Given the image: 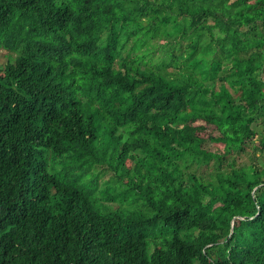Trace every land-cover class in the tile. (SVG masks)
<instances>
[{
  "label": "trees",
  "instance_id": "trees-1",
  "mask_svg": "<svg viewBox=\"0 0 264 264\" xmlns=\"http://www.w3.org/2000/svg\"><path fill=\"white\" fill-rule=\"evenodd\" d=\"M0 53V264H264V0H0Z\"/></svg>",
  "mask_w": 264,
  "mask_h": 264
},
{
  "label": "rangeland",
  "instance_id": "rangeland-1",
  "mask_svg": "<svg viewBox=\"0 0 264 264\" xmlns=\"http://www.w3.org/2000/svg\"><path fill=\"white\" fill-rule=\"evenodd\" d=\"M1 55L2 54L0 53V58H1ZM1 60H2V62H5L6 59L2 58ZM208 148L212 151H217V150L223 149V147L221 145H217V144H209Z\"/></svg>",
  "mask_w": 264,
  "mask_h": 264
},
{
  "label": "bare ground",
  "instance_id": "bare-ground-1",
  "mask_svg": "<svg viewBox=\"0 0 264 264\" xmlns=\"http://www.w3.org/2000/svg\"><path fill=\"white\" fill-rule=\"evenodd\" d=\"M247 207V206H246Z\"/></svg>",
  "mask_w": 264,
  "mask_h": 264
}]
</instances>
